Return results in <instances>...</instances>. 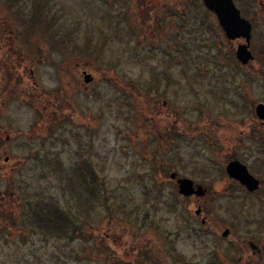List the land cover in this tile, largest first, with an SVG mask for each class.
<instances>
[{
	"label": "rangeland",
	"instance_id": "obj_1",
	"mask_svg": "<svg viewBox=\"0 0 264 264\" xmlns=\"http://www.w3.org/2000/svg\"><path fill=\"white\" fill-rule=\"evenodd\" d=\"M169 2L0 0V81L5 69L2 66L11 63L13 77L22 88H16L17 98L5 93L1 100L0 122L12 120L18 135L11 142L12 150L0 151V160L7 155L18 162L25 159L13 172L0 162V199L5 201V205L0 203V264H94L90 260L94 255L92 248L100 249L94 242L60 241V250H55L56 242L47 244L50 239L45 241L37 233L28 214L36 202L73 212L69 215L76 216L75 227L82 232L124 228L125 233L140 237L126 260L130 261L138 251L139 256L145 257L140 264H174L159 241L163 234H174L178 229L175 216L170 214L181 210L174 199L177 191L169 181L172 172L208 186L204 187L209 196L205 198L204 210L213 215L220 228L231 227L235 232L264 228V215L257 213L253 221L258 218V224L251 226L250 219H244L249 218L248 214H234L251 215L264 204L251 208L248 201L235 203L216 198L228 187L221 175V145L211 146V139H217L222 127L214 131V136L208 135L209 140L199 133H190L191 128L199 130L203 122L225 126L235 119V109L226 102L232 103V95L227 91V97L221 94L225 101L221 104L218 85L211 84L213 76L207 79L202 75L206 68L211 74V69L217 67L216 51L205 52L202 48L198 54V48L193 49L206 39L215 44V19L201 6V0H176L173 16L164 22L158 14ZM162 14L166 15V10ZM260 30L254 34H260ZM173 42L180 50H172V57L163 54ZM15 50L23 52L24 58L30 53L38 60L29 59L25 65ZM206 55L215 58L209 60L204 58ZM77 64L92 71L95 77L88 90L69 89L61 80V70H74ZM164 70L172 74L173 86L169 89L168 83H162L153 87L149 79L157 80L155 73ZM196 76L199 82L191 85L188 80L196 81ZM25 87L30 88L29 93L39 94H34L36 99L44 96V100L56 105L52 118L48 116L50 111L43 119L39 116L38 105L33 107L30 103L34 95L26 97ZM228 87L232 93V87ZM170 92L175 95L174 101ZM157 96L161 97L160 102L174 108L180 134L176 132L175 140L170 145L166 143V148L153 130L155 122L166 113H158L160 107H145L148 99ZM255 98L264 102L260 78ZM58 108H62L64 117H60ZM36 132L39 135L29 139ZM86 163L96 175V200L82 202L79 195L71 193L63 176L66 170L86 167ZM176 241L174 251L189 260L188 240L182 236ZM212 247L210 239V252ZM79 248L82 251L77 260L74 256Z\"/></svg>",
	"mask_w": 264,
	"mask_h": 264
},
{
	"label": "flooded vegetation",
	"instance_id": "obj_2",
	"mask_svg": "<svg viewBox=\"0 0 264 264\" xmlns=\"http://www.w3.org/2000/svg\"><path fill=\"white\" fill-rule=\"evenodd\" d=\"M175 1L176 0H170L169 4L164 5L163 9L159 12V18L165 16L164 22L168 20V17L171 18L173 16L172 11L177 8ZM232 3L239 12L240 18L244 19L249 25V38L246 39L242 35H236L232 39L228 38L222 28H220L215 14L209 11L201 1V6H203L207 13L215 19L218 37L215 44L212 43L210 39H206V42L202 41L199 45L193 46V49L198 48V54H200L199 50L202 48L205 52H207L208 49L216 51V58L210 57V55H206L204 58L209 57V60L215 58L217 67L211 69V74L206 71V68L204 72H202V75L207 77V79L208 77L213 76L212 79H210L211 84L214 86L218 85L217 91H219L218 94L220 95L218 101H220L221 104H225L221 94L226 96L227 91L228 94L232 95V103L230 100L226 102L235 109V119L233 122L229 123L230 125L227 123L225 126L212 125L209 122H203V126L200 125L199 130L191 128L190 133H199L206 136V140H209L210 138L208 135L211 137L214 136V131H217L218 127H222L223 131L217 132V139H211V146L221 145L219 149V154H222L221 163L223 165L221 175H223V181L228 187L222 190L221 194L223 195H217L216 198H227L235 203L248 201V206L252 208L257 203L264 204V120H259L256 116V106L258 104L264 105V102L257 101L255 98V89L258 78H260L264 90V0H232ZM151 7L155 8L156 5H151ZM165 10L167 14L161 15V12ZM258 28H262V30H260V34L255 35L254 32ZM184 43L186 44V42ZM176 47V42H173V44L169 46V50L164 51L163 54L171 57L174 56L175 53H172V50H176ZM177 48L180 50L179 46ZM241 48H243L247 55L251 56V58L245 63L239 61L236 55L237 51ZM257 54L261 57L258 58ZM4 55L9 56L8 53H5ZM18 56L21 57L24 55L19 52ZM40 57L41 61H43V52H41ZM29 59L38 60V56L34 58L28 53L27 57L21 59V62H24L26 65V61ZM215 70L217 71L216 74H214ZM3 71L1 72L2 81H0V116L2 115L1 100L3 94L8 93L10 98H17L16 78L6 77L3 75ZM86 75L93 78L92 82L88 84L84 83V77ZM155 76L157 80L151 78L149 79L151 81L149 83L156 88L160 87L162 83L166 85L168 83L167 87L170 89L175 82L173 77H171L172 74L168 73L167 70L158 74L155 73ZM194 79H196V81L192 79L188 80L191 85L199 82L197 76ZM61 80L69 89L77 87L88 90V88L94 84L95 77L93 76L92 71L85 67H79L77 64L74 70L70 68H64L61 70ZM214 80L217 84H215ZM228 85L232 87V93L226 89L230 88ZM214 86L211 88H214ZM222 86L225 88H222ZM35 87L37 88L38 85L35 84ZM29 91L30 88L25 87L26 97H30L34 94L39 95L36 91L33 93H29ZM37 95L32 97L30 101L31 106L34 107V105H38L39 116L42 119L45 114L49 113L48 111L51 113L48 116L52 118V110L56 105L50 104L48 100H44V96H40V98L36 99ZM170 96V99L174 101L173 98H175V95L173 92H170ZM160 98L161 97L157 96V99H148L145 107L146 110H148L147 107L154 109L160 107L158 108V113H166V115L163 116V119L155 122L156 128L152 123L153 130L157 132V136H159L163 148H166V143L170 145L175 140V134L178 127L175 123L176 115L173 114L175 113L174 108L167 106L165 101L160 102ZM141 100L143 101L144 99ZM143 103H145V101H143ZM58 112L60 117H64V111H62V108H58ZM46 118L48 119V117ZM5 120L6 122L4 124L0 122V151L2 152L12 150L11 142L13 139H16V136L18 135L16 131H14L15 127L13 121L8 118ZM221 121L225 122L224 120ZM45 125L46 123H42L43 127ZM4 133V139L1 140V136ZM36 135L38 136L39 133L36 132L35 134H31L29 139L36 138ZM24 160L25 159H22L23 163ZM16 161L17 160L12 159L9 155L4 156L2 160H0L2 167L7 168L12 172L16 169L17 164L22 162H18L20 161L18 160L16 163ZM233 161L243 164L247 168L248 173L256 179V190H247V188L242 186L238 181L227 175L226 167ZM179 179H182V177H178L175 173L174 179L169 180L176 189L177 194ZM193 185L195 189L198 187L202 188L204 194H193L190 196L178 194L174 197L175 201L180 204L181 210L179 212H170V214L175 216L174 219L178 223V229L175 230L176 233L174 234L168 232L163 234V238L159 240L161 241V245L163 244L164 246L165 253L171 256L174 264H185L183 261H185L186 258L181 257L174 251L177 242L176 240L182 236L188 240L190 245L189 260L186 259L185 261L189 264H208L209 261L212 264H216L218 261L222 260L224 261V264H264V228H243L238 229V231H236L237 233L235 232V229H232L231 227L226 229L220 228V224L215 222L213 215L204 210L205 198L209 197L206 195V189L204 187L207 188L208 186L195 182ZM235 190L241 195H237ZM0 203L5 205L3 198L0 199ZM257 213L259 215H264V206L257 207V212L256 210L252 211L251 215L247 212H234L235 217L248 214L249 218L244 217V219H250L249 224H251V226H256L258 224V218L255 223L253 221V218ZM245 223L247 222H244V224ZM76 229L72 240L66 239L63 231L60 230L49 233L36 232L40 234L45 241L50 239L47 244L49 242H56L55 250H60V241L65 242V240H68L74 242L75 240L81 241V239H83L86 242H94L100 248H92V253L94 255H91L90 260L93 261L94 264H97L100 261H108L109 264H140V261H144L145 259L143 255L139 256V252L137 251L134 256L130 254V261L126 260L129 257L128 251L133 249L134 245H138L140 237H137L133 233L132 235L125 233L124 228V232L123 229L119 230L112 228L84 229L83 232L78 227ZM224 229L229 231L227 236H222V230ZM118 231H121V233H118ZM239 232L242 233L239 234ZM218 233L220 235H218ZM210 239L213 245L211 252L209 250ZM223 242L226 244H223ZM223 246L224 248H222ZM157 249L160 251L159 245ZM80 251L82 250L79 248V253L74 256L77 260L80 259ZM96 253H98L97 256H95ZM46 264L48 263L46 262Z\"/></svg>",
	"mask_w": 264,
	"mask_h": 264
},
{
	"label": "water",
	"instance_id": "obj_3",
	"mask_svg": "<svg viewBox=\"0 0 264 264\" xmlns=\"http://www.w3.org/2000/svg\"><path fill=\"white\" fill-rule=\"evenodd\" d=\"M204 6L213 12L217 18L220 28L225 32L228 38H234L236 35H242L246 39L249 38V25L244 19L240 18L239 12L234 7L232 0H201ZM237 58L242 63L247 62L251 56L247 55L243 48L237 51ZM92 78L89 75L84 77V83H89ZM256 116L259 120H264V105L258 104L256 106ZM227 175L238 181L242 186L249 191L257 189V181L247 171V168L239 162H230L226 167ZM175 173L169 175L170 179H174ZM202 188H194L193 182L187 178L178 180V193L183 196H190L193 194L203 195ZM228 231L223 232L226 236Z\"/></svg>",
	"mask_w": 264,
	"mask_h": 264
},
{
	"label": "trees",
	"instance_id": "obj_4",
	"mask_svg": "<svg viewBox=\"0 0 264 264\" xmlns=\"http://www.w3.org/2000/svg\"><path fill=\"white\" fill-rule=\"evenodd\" d=\"M165 16L161 17L160 20H164ZM16 49V48H15ZM16 52H21L15 50ZM23 53V52H21ZM21 58H24L21 56ZM7 59V58H6ZM9 60V59H8ZM3 75L10 78L15 76L11 71V63L6 64ZM19 81H16L17 89L20 91L22 88L19 87ZM57 119L55 115V120ZM179 134V132H177ZM180 135V134H179ZM86 167H72L70 170H66L63 176V180L67 183V187L71 189L73 195L77 194L81 197L82 202L95 201V189L94 181L96 179L95 173L92 171L91 166L86 163ZM80 191V194H79ZM86 193V194H85ZM84 194L86 196L84 198ZM88 197V198H87ZM44 203L36 202L32 208L29 207L28 214L31 217L32 225L40 233L57 232L58 230L63 231L64 237L68 240L73 239L74 231L77 230L75 227V215L73 212L60 211L58 208L45 207ZM30 205V203H28ZM46 205V204H45ZM47 206V205H46ZM69 215V217L67 216Z\"/></svg>",
	"mask_w": 264,
	"mask_h": 264
}]
</instances>
